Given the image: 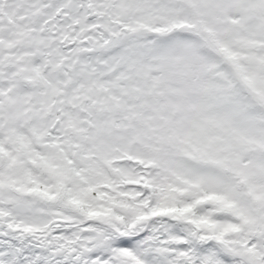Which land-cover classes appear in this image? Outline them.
<instances>
[{
  "label": "snow or ice",
  "instance_id": "snow-or-ice-1",
  "mask_svg": "<svg viewBox=\"0 0 264 264\" xmlns=\"http://www.w3.org/2000/svg\"><path fill=\"white\" fill-rule=\"evenodd\" d=\"M0 264H264V0H0Z\"/></svg>",
  "mask_w": 264,
  "mask_h": 264
}]
</instances>
